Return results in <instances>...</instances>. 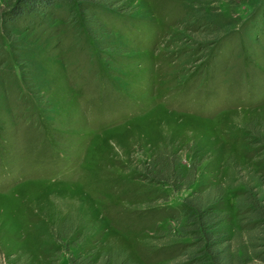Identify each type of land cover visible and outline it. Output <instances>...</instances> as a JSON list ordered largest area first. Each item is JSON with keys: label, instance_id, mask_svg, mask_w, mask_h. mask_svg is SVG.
I'll use <instances>...</instances> for the list:
<instances>
[{"label": "rangeland", "instance_id": "374dc122", "mask_svg": "<svg viewBox=\"0 0 264 264\" xmlns=\"http://www.w3.org/2000/svg\"><path fill=\"white\" fill-rule=\"evenodd\" d=\"M6 26L0 264L117 249L135 264H189L174 217L185 221L199 181L227 174L221 229L235 250L246 244L235 236L245 167L264 202V0L57 1ZM168 148L197 165L190 188L143 175Z\"/></svg>", "mask_w": 264, "mask_h": 264}, {"label": "trees", "instance_id": "16d2710c", "mask_svg": "<svg viewBox=\"0 0 264 264\" xmlns=\"http://www.w3.org/2000/svg\"><path fill=\"white\" fill-rule=\"evenodd\" d=\"M57 1L70 0H0V24L3 22L5 28L6 24L15 22L23 15L46 13ZM183 162V157L169 148L158 149L154 156L141 163L140 168L150 181L169 184L174 190L188 189L198 179V168L192 162L185 168ZM244 169L245 179L237 182L242 189L235 196L240 226L235 236L244 239L246 244L235 250L221 229L226 216L217 207L225 196V187L233 188L232 175L227 174L222 184L199 181L197 190L182 200L185 221L174 217L176 228L173 232L176 237L190 239L184 252L189 264H240L242 255L246 258L253 255L264 261V202L262 190L259 189L263 180L254 170ZM68 264L135 263L129 260L125 251L117 249L102 252L98 259H93L91 255H70Z\"/></svg>", "mask_w": 264, "mask_h": 264}]
</instances>
